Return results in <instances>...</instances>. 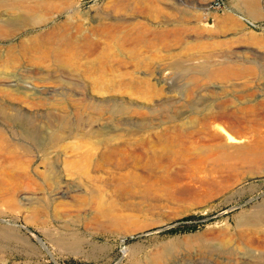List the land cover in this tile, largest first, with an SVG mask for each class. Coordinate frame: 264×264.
Here are the masks:
<instances>
[{
  "label": "rangeland",
  "instance_id": "1",
  "mask_svg": "<svg viewBox=\"0 0 264 264\" xmlns=\"http://www.w3.org/2000/svg\"><path fill=\"white\" fill-rule=\"evenodd\" d=\"M263 215L264 0H0V264H264Z\"/></svg>",
  "mask_w": 264,
  "mask_h": 264
},
{
  "label": "bare ground",
  "instance_id": "2",
  "mask_svg": "<svg viewBox=\"0 0 264 264\" xmlns=\"http://www.w3.org/2000/svg\"><path fill=\"white\" fill-rule=\"evenodd\" d=\"M234 139H236V138H234V137H232V136H229V140L230 141H232V140H234ZM261 213V212H260ZM263 218H264V215H263ZM258 220V219H257ZM261 255V254H260ZM260 258H262V257H260ZM263 259V258H262Z\"/></svg>",
  "mask_w": 264,
  "mask_h": 264
},
{
  "label": "trees",
  "instance_id": "3",
  "mask_svg": "<svg viewBox=\"0 0 264 264\" xmlns=\"http://www.w3.org/2000/svg\"><path fill=\"white\" fill-rule=\"evenodd\" d=\"M190 217H185V219L184 220H187V219H189Z\"/></svg>",
  "mask_w": 264,
  "mask_h": 264
}]
</instances>
